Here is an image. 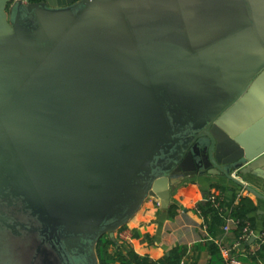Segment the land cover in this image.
<instances>
[{"label": "water", "instance_id": "water-1", "mask_svg": "<svg viewBox=\"0 0 264 264\" xmlns=\"http://www.w3.org/2000/svg\"><path fill=\"white\" fill-rule=\"evenodd\" d=\"M262 86L264 0H0V264H99L195 175L264 200Z\"/></svg>", "mask_w": 264, "mask_h": 264}, {"label": "crops", "instance_id": "crops-1", "mask_svg": "<svg viewBox=\"0 0 264 264\" xmlns=\"http://www.w3.org/2000/svg\"><path fill=\"white\" fill-rule=\"evenodd\" d=\"M243 106L237 117L245 122L242 134H246L245 138L249 140L264 141V87L256 92L255 100H250ZM247 181L264 197V180L250 178ZM212 192L222 198L223 207L229 211L232 220L235 219L231 212L239 205L240 199L249 198L255 211L249 213L248 217L255 233L261 231L264 226V200L249 195L226 179L195 175L172 187L168 209L175 207L174 216L170 217L168 209L157 208L154 199H148L143 204L128 224L119 231L128 234V239L124 242L117 241L118 246H121L120 252L125 254L131 251L139 257L160 261L178 247L183 252L182 259L185 264H224L217 243L232 248L238 236L235 233L236 228L225 232V220L223 219L222 223L217 222L209 213L210 205L206 203V199ZM196 206H200V215L195 211ZM116 249V246H110L108 251L114 254ZM233 252L238 253L242 264H264V246L258 249L255 238L253 242L249 240L245 243L241 251L233 249ZM254 256L255 261L252 260Z\"/></svg>", "mask_w": 264, "mask_h": 264}, {"label": "trees", "instance_id": "trees-1", "mask_svg": "<svg viewBox=\"0 0 264 264\" xmlns=\"http://www.w3.org/2000/svg\"><path fill=\"white\" fill-rule=\"evenodd\" d=\"M43 0H33V2H40ZM169 210L170 217L174 216L175 213V207H172ZM255 211V207L253 205V202L249 198H242L239 201V205L235 207L231 214L233 218L237 221H239V225L235 229V233L237 236H239L240 231L242 227H244L245 224H248L251 229L254 230L251 220L249 219L248 215L249 213H252ZM209 213L213 215V219L217 222H223V219L218 215L217 211L210 208ZM110 246H116L117 249L114 252V254H110L108 251V248ZM214 248L218 251V248L214 246ZM121 251V246L114 245L110 242V240L103 238L98 246H97V255L99 259V264H180V261L183 256V252L180 248L176 247L171 252L170 255L163 258L160 261H152L147 257H139L135 253L128 251L125 254H123ZM260 253L257 254L259 256ZM252 260H256V257H252Z\"/></svg>", "mask_w": 264, "mask_h": 264}, {"label": "built area", "instance_id": "built-area-1", "mask_svg": "<svg viewBox=\"0 0 264 264\" xmlns=\"http://www.w3.org/2000/svg\"><path fill=\"white\" fill-rule=\"evenodd\" d=\"M25 2H33V0H23ZM239 179V178H238ZM244 190V189H243ZM155 201V206L157 208H160V203L157 200ZM206 203L210 205V208L214 209L217 211L218 215L225 220V227L224 231L228 232L231 230V228H237L239 225V221H235L230 219L229 217V211L226 209V207H223L224 205L222 198L219 197V195L216 192H212L206 199ZM195 211L197 214H201L202 211L200 209V206L195 207ZM117 237L116 240L118 242H124L126 239H128V234L127 233H116ZM255 238L257 241V248H261L264 246V226L261 229V231L256 234L254 230L250 228L248 224H245L244 227H242L240 234L237 238V242L234 244L232 248H228L223 246L221 243H217V246L219 248L220 254L223 258L224 264H242L239 259H238V253L234 254L233 249H238L241 251V248L245 243H248L251 238ZM180 264H185L184 260L181 259Z\"/></svg>", "mask_w": 264, "mask_h": 264}]
</instances>
